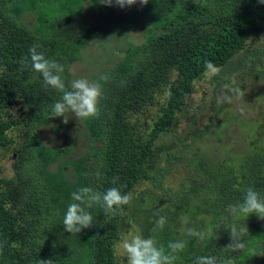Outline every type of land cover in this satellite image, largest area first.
Returning <instances> with one entry per match:
<instances>
[{"label":"trees","instance_id":"1","mask_svg":"<svg viewBox=\"0 0 264 264\" xmlns=\"http://www.w3.org/2000/svg\"><path fill=\"white\" fill-rule=\"evenodd\" d=\"M153 11L158 18L142 29L139 44L152 41L157 32L179 40L176 42H179L177 70L171 79L177 89L172 95L167 94L165 108L155 118L149 137L142 141L121 111L135 98L151 102L138 91L144 84L156 85V80H151L145 66L136 62L134 66L140 73H135L133 68L122 81L111 86L112 98L102 101L99 112L112 110L104 113L108 115L101 125H96L97 142L86 143L80 154L84 160L85 186L102 194L109 188L128 194L139 178L147 176L151 143L176 121L180 100L190 91L197 75L216 69L213 78L221 84L218 80L221 71H238L239 76L250 74L258 80L257 90L261 91L264 102V39L258 45L248 44L251 38L264 33V4L257 0H156ZM58 38V33H54L48 44L36 37L27 22L11 19L8 24L0 22V64L26 73L21 81H15L12 74L0 75V146L8 143L6 131L15 122L6 119V114L17 93L22 102L31 104L26 113L28 134L36 121L52 116L60 91L45 85L30 63L24 67L20 61L28 56L31 46L39 44L38 51L65 68L63 46H57L55 41ZM138 47L134 48L133 55L138 53ZM222 126L226 123L211 121L194 127L191 122L187 127V140L181 141L168 155L170 163L173 160L180 166L186 186L180 194L179 191L166 194L165 203L155 213L151 238L157 247H164L166 254L170 251V242L184 243L183 250L174 254L173 264H194L198 257L204 256L216 257L217 264L229 261L231 264H264V220L255 214L246 217L227 211L228 205L243 201L249 187L264 198V139L254 137L256 124L252 123L236 131L240 136L237 143L235 139L221 141ZM211 127H214L212 131ZM210 133L217 139L213 145L208 142ZM27 141L29 145V139ZM31 156L23 154V164L34 170L28 163ZM20 168L21 182L11 201L0 191V264H40V260L48 259L54 264H113L120 212L107 215L99 204H93L87 209L94 218L93 225L82 229L81 237L60 238L56 234L47 237L42 221L49 216L51 206L46 199L51 196V188L37 177V172L29 176L22 165ZM190 201L193 209L186 215L182 206ZM161 216L167 221L163 229L156 223ZM179 217L183 223H178ZM234 225L237 229H248L241 234L245 247L239 251L227 247L232 242L230 231ZM189 228L201 233L203 238L189 235Z\"/></svg>","mask_w":264,"mask_h":264},{"label":"rangeland","instance_id":"2","mask_svg":"<svg viewBox=\"0 0 264 264\" xmlns=\"http://www.w3.org/2000/svg\"><path fill=\"white\" fill-rule=\"evenodd\" d=\"M102 2L0 0V22L8 24L10 19L23 24L27 22L36 37L48 44L52 41L50 36L57 32L59 38L55 40L56 45L63 46L67 65L61 73L62 79L69 87L76 79L101 84L103 95L99 108L102 101L112 98V85L122 81L133 68L135 73H140L134 66L136 62L145 66L152 76L151 80H156V85L144 84L138 92L152 103L140 101L139 98L135 101V98L126 105L125 111H121L134 134L143 141L149 137L155 118L165 108L167 94L172 95L177 89V84L171 79L177 70L175 60L179 55V42H176L179 40L157 32L152 41L139 44L142 29L155 23L158 18L153 11L156 0H149L145 6L137 3L124 8L114 3L107 6ZM263 39L264 33L251 38L248 44L258 45ZM137 45L138 53L133 55ZM166 47L171 48V51L162 50ZM43 48L48 50L45 46ZM216 72V69H210L194 78L190 91L180 100L175 114L176 121L167 130L160 132L151 143V163L147 176L135 182L128 193L131 194L130 203L121 206L113 264H126L122 249L124 241L137 235L145 239L151 237L152 224L157 217L155 213L165 203L166 194L172 191H179L180 194L185 188L186 182L180 166L173 160L170 163L168 155L181 141L187 140V127L191 122L194 127L205 126L211 121L216 124L225 122L226 126H222L219 133L221 141L235 139L236 143L240 141L236 131L255 123L254 137L264 139V102L260 97L261 91L257 90L258 80L250 74L239 76L238 71L224 70L218 77L220 84L213 78ZM1 74H12L15 81H21L26 73L0 64ZM37 75L42 78L39 73ZM59 95L60 101L63 94L60 92ZM29 106L30 101L28 105L25 104L17 93L7 110L6 119L15 122L6 131L8 143L0 146V191H4L11 201V196L21 182L20 173L18 176V171L22 170L21 165L29 176L37 172V177L52 191L50 198L46 199L51 206L49 216L42 221L45 236L56 234L60 238L69 237L72 234L64 230L62 220L67 206L72 202L70 193L86 185L83 178L84 160L80 154L86 143L93 145L97 142L96 125H101L107 119L108 114L104 113L112 109L88 119L76 118L69 112L65 114L67 123L63 122V117H44L35 122L28 134L26 113ZM213 129L211 127L210 131ZM207 138L210 145L217 142L211 133ZM27 139L29 145L26 144ZM80 141L81 144H78ZM23 154L32 155L28 163L35 167L34 170L30 166L24 167ZM192 205L193 202L182 206L186 215L192 212ZM183 222L179 217L178 223ZM82 234L81 231L75 236L81 237Z\"/></svg>","mask_w":264,"mask_h":264},{"label":"clouds","instance_id":"3","mask_svg":"<svg viewBox=\"0 0 264 264\" xmlns=\"http://www.w3.org/2000/svg\"><path fill=\"white\" fill-rule=\"evenodd\" d=\"M258 3L264 4V0H257ZM103 4L112 6L113 3L120 8L132 6L139 3L145 6L149 0H103ZM41 46L34 44L29 49L28 56L21 59L22 66L27 67L31 64L33 71L39 73L45 85L60 91L62 99L57 101L52 107L51 117H63V122L67 123L68 119L65 114L71 112L76 118L88 119L99 114V103L102 98V86L97 82H89L87 79L73 80L69 86H66L61 73H63V65L54 60L45 57L43 52L38 51ZM101 79H106L102 77ZM224 99H228L225 97ZM71 203L67 206L63 216L62 224L64 230L72 235H76L82 229L89 228L93 225V216L90 211L93 204H99L105 214L116 215L122 211L124 205H128L131 201V194H121L118 188H109L103 194L93 190L90 187H80L70 193ZM227 211L232 215L255 214L258 219L264 220V198L249 187L244 195L243 201L238 205H228ZM159 228L163 229L167 223L166 218L161 216L156 221ZM248 231L247 228H239L234 225L230 231L231 243L227 246L232 251H239L245 247L241 240V234ZM189 235H199L195 229L187 230ZM185 247L183 242H170L168 254L165 253L163 246L157 247L156 242L151 238H143L142 236H134L130 240H126L122 244L124 258L126 264H173L176 259L175 253L183 250ZM40 264H54L51 259L40 260ZM194 264H217V258L214 256L198 257ZM231 264V261L228 262Z\"/></svg>","mask_w":264,"mask_h":264}]
</instances>
